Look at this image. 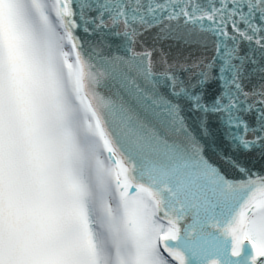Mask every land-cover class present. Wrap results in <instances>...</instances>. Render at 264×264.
<instances>
[{"label": "snow or ice", "instance_id": "obj_1", "mask_svg": "<svg viewBox=\"0 0 264 264\" xmlns=\"http://www.w3.org/2000/svg\"><path fill=\"white\" fill-rule=\"evenodd\" d=\"M153 29L200 55L135 50ZM104 31L123 54L85 49ZM106 74L182 138L101 94ZM212 119L238 177L204 154ZM250 154L264 160V0H0V264H264Z\"/></svg>", "mask_w": 264, "mask_h": 264}, {"label": "water", "instance_id": "obj_2", "mask_svg": "<svg viewBox=\"0 0 264 264\" xmlns=\"http://www.w3.org/2000/svg\"><path fill=\"white\" fill-rule=\"evenodd\" d=\"M155 29L145 32L143 36L139 38L141 43H136L134 45L135 50L141 51L143 48L149 49H163V51L168 55V59L183 60L185 57L189 59L195 58L200 55V51L195 48L184 47L181 44H175L172 41H165L159 43L153 40ZM84 40V47L89 52L94 49L100 51L101 55H109L111 53L124 52V41L121 37H116L112 35L110 31H104L97 35H88L81 33ZM106 45H111L107 47ZM245 50H247L245 48ZM159 55V52H154L155 56ZM96 71L104 72L105 66L102 63L96 62ZM121 71L124 75L130 78H137V74L134 70L122 68ZM137 82H140L137 78ZM246 87L251 89L254 85L260 83L258 75H254L250 80H247ZM210 91L215 89V85L209 86ZM99 92L105 97H110L117 100V102H124L127 106L131 107L136 111L141 119H144L151 127H154L158 132L172 140L179 141L182 138V134L173 130L170 126L167 116L163 112H146L135 100V98L128 92L124 87L122 82V77L120 75H110L106 74L101 77V84L99 86ZM162 91H167L162 89ZM190 119L189 123L194 126V121L191 119V114H188ZM210 130L211 134L202 138V143L204 144L205 156L214 163L219 165L221 170L229 177H238L239 173L236 172L229 164L225 163L219 156L220 152H228L229 148L227 142L223 140V130L218 128L214 119L210 120ZM245 159V162L256 172L264 171V160L258 157V154H250ZM183 227V225H181Z\"/></svg>", "mask_w": 264, "mask_h": 264}]
</instances>
